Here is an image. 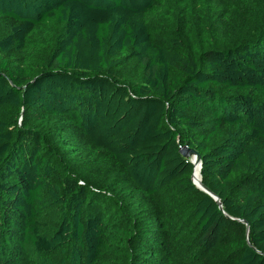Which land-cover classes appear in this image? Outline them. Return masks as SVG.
Here are the masks:
<instances>
[{"label":"trees","instance_id":"16d2710c","mask_svg":"<svg viewBox=\"0 0 264 264\" xmlns=\"http://www.w3.org/2000/svg\"><path fill=\"white\" fill-rule=\"evenodd\" d=\"M155 1L0 0V264H173L186 231L221 264H264V29L231 43L186 17L159 42Z\"/></svg>","mask_w":264,"mask_h":264},{"label":"rangeland","instance_id":"374dc122","mask_svg":"<svg viewBox=\"0 0 264 264\" xmlns=\"http://www.w3.org/2000/svg\"><path fill=\"white\" fill-rule=\"evenodd\" d=\"M186 17L195 26L201 23L207 28H214L220 33L221 38H228L231 43L250 40L255 42L261 38L264 29V0H156L154 8L147 15V22L154 40L163 42L170 36L179 38ZM8 31L9 24L0 21V36L7 34ZM129 70L133 71V68ZM21 118L22 108L8 107L6 109L5 119L9 123L18 124ZM93 161L94 159H86L82 165L85 173L91 179L97 180L94 183L98 186L92 187V189L114 198L111 188L108 189L104 183L107 179L105 174L108 175V173L102 174L95 169ZM114 199L117 201L116 198ZM118 204L124 208L122 203L118 202ZM128 212L124 209L125 215ZM60 216L59 209L45 212L41 218L45 229L47 231L53 229L60 220ZM235 232H239L238 229ZM179 238L172 248L175 251L173 264L223 263L218 256H208L199 252L190 232H184ZM48 258L55 261L58 259L53 255ZM215 258L219 260H215Z\"/></svg>","mask_w":264,"mask_h":264},{"label":"water","instance_id":"95a60500","mask_svg":"<svg viewBox=\"0 0 264 264\" xmlns=\"http://www.w3.org/2000/svg\"><path fill=\"white\" fill-rule=\"evenodd\" d=\"M179 151H180L181 155H183L186 158H189L190 161L193 163V165L195 162H197L199 165V169L201 168L200 155L195 149L189 148L186 145H183L180 147ZM200 178H201V175H200ZM191 180L193 182L192 175H191ZM193 184H194V182H193ZM200 186H201L200 189L202 191H204L205 193H207L210 197H212L217 202L218 206L221 208V203H220V200L218 199V197L212 191H210L202 182L200 183ZM241 221H243V220H241ZM244 223L246 224V231L248 232V225L246 222H244Z\"/></svg>","mask_w":264,"mask_h":264},{"label":"bare ground","instance_id":"6f19581e","mask_svg":"<svg viewBox=\"0 0 264 264\" xmlns=\"http://www.w3.org/2000/svg\"><path fill=\"white\" fill-rule=\"evenodd\" d=\"M192 179H193L195 186L196 187L198 186L197 188L200 189L201 178H200V169H199V165L197 162H195L193 165Z\"/></svg>","mask_w":264,"mask_h":264}]
</instances>
